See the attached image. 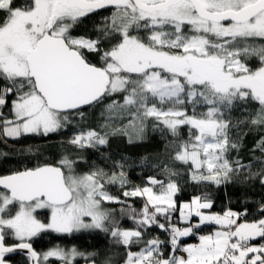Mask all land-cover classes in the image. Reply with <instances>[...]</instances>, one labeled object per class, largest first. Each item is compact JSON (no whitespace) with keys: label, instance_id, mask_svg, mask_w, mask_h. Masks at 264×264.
Listing matches in <instances>:
<instances>
[{"label":"snow or ice","instance_id":"1","mask_svg":"<svg viewBox=\"0 0 264 264\" xmlns=\"http://www.w3.org/2000/svg\"><path fill=\"white\" fill-rule=\"evenodd\" d=\"M101 10L109 15L92 33L75 34ZM85 107H99L103 123L75 132L67 142L74 148L106 145L110 136L141 142L151 126L171 137L170 159L187 165L196 183L243 176L264 186V167L253 172L251 163L230 157L241 147L233 130L249 125L260 134L253 151L264 153V0H0V137H47L83 119ZM237 108L243 119L234 123ZM75 163L64 156L0 176V264L17 250L26 251L28 264H116L75 247L40 253L31 242L48 231L90 230L110 234L124 250L122 264H264V204L259 219L240 222L246 210L206 212L213 207L206 194L177 204L176 173L167 164L160 166L167 182L148 176L129 188L123 161L110 173L77 174ZM108 185H119L121 195ZM129 198L143 205L137 210ZM105 205H121L119 215L133 227H121ZM177 212L183 226L174 222ZM204 224L217 227L199 243H182ZM153 227L167 241L145 239Z\"/></svg>","mask_w":264,"mask_h":264},{"label":"trees","instance_id":"2","mask_svg":"<svg viewBox=\"0 0 264 264\" xmlns=\"http://www.w3.org/2000/svg\"><path fill=\"white\" fill-rule=\"evenodd\" d=\"M17 3H23V0H17ZM107 15H109V12L90 15L75 29V34L92 33L95 24ZM257 63V61H252L250 66H254ZM83 111V119L75 116L67 128L48 137L42 136L33 147L13 149L10 146V144H13L12 140H5L0 137V176L10 174L13 171L23 170L24 168H31L37 164H56L64 156L76 162L74 167L77 174H85L97 168H102L110 173L113 171L112 165L115 161H123L125 162L124 171L128 174L130 182L128 187L130 188L134 185H144L148 176H156L158 179L167 182L169 176L160 167L162 164H167L176 173L171 179L179 187V192L175 197L177 204L188 201L194 196L206 194L213 201V207L206 211L222 213L227 209L236 212H244L246 210L247 215L242 217L241 220L249 221L260 218L259 209L264 204V186L260 184L259 179L245 180L241 176L238 179H234L231 183H224L219 186L198 184L191 179L187 165L173 162L170 159L174 150L172 148L166 149V145L170 143L171 137L162 135L159 131L154 132L151 126L148 127L145 140L141 142L129 144L124 136H110L108 144L97 146L96 148L77 149L69 145L67 143L68 140L75 132L81 129L95 128L101 130L100 125L103 120L100 108H85ZM4 112L7 113L8 109L5 108ZM232 119L234 123L238 119H243L239 108L233 110ZM181 134L186 139L187 129H183ZM232 135L233 137H240L241 147L239 152L230 153V157L233 159L239 158L244 164L251 163L253 172H258L261 167H264V163H261L264 161V153L258 150L253 151L260 134L249 125L234 129ZM107 188L109 192L117 196H120L123 191L119 185H108ZM143 202L141 198H129V203L137 210L141 208ZM105 206L116 210L117 219L120 221L121 227H133L131 220L119 215L121 205ZM37 214L40 216L42 214L44 218L47 217L46 211H40ZM177 218L178 212L174 215V222H177ZM209 229L208 227H203L196 231L202 233ZM153 236H159L164 241L168 239L167 233L161 232L156 227L146 233L145 239ZM6 242L12 243V239L10 237L6 238ZM31 242L34 249L40 253L57 246L65 250L75 247L85 253H98L97 258L101 261L106 256H111L116 264H122L124 255L123 248L114 245L110 234L99 230L74 232L72 234H57L48 231L33 238ZM259 242L261 241L257 239L253 243ZM133 250L136 251L138 248L133 246ZM7 260L11 264H28L27 258L19 254L10 256ZM83 262V259L77 258L74 264ZM57 263L58 261L55 259H50L49 261V264Z\"/></svg>","mask_w":264,"mask_h":264},{"label":"rangeland","instance_id":"3","mask_svg":"<svg viewBox=\"0 0 264 264\" xmlns=\"http://www.w3.org/2000/svg\"><path fill=\"white\" fill-rule=\"evenodd\" d=\"M53 134V133H52ZM51 135V134H50ZM42 136H37V135H27V136H24L23 138H24V140H23V143H24V145L25 144H28V143H31V142H33L34 143V140H36V139H39V138H41ZM48 137V136H47ZM72 137V136H71ZM26 138V139H25ZM246 174V173H245ZM193 198V197H192ZM191 198V199H192ZM190 199V200H191ZM190 200H188V201H184V202H189ZM182 203V202H181ZM227 210H229V209H227ZM43 212V211H46V210H39L38 211V213L39 212ZM206 211V210H205ZM232 211H234V210H232ZM47 212V211H46ZM206 212H209V211H206ZM236 212V211H235ZM211 213H215V212H211ZM223 213V212H222ZM222 213H216V214H222ZM38 215V218L39 219H41V220H43V221H45V222H47V217H45L44 218V216L41 214V216L39 215V214H37ZM47 216H48V213H47ZM42 218H44V219H42ZM198 217H193V219H192V222L193 223H196V222H198ZM248 221V220H247ZM249 221H254V220H249ZM240 222H244V220H241ZM175 223H177V224H179L180 226H183L182 224H180V221H179V213H178V218H177V222H175ZM212 226V230L211 231H203L202 233H201V235H207V234H210L211 232H213L215 229H216V225H214V224H204V225H201V227L199 228V229H201V228H203V227H206V226ZM192 237H193V235L192 236H189V237H184V238H182V243L184 244V245H188V244H196V243H199V241L198 242H195V241H193L192 240ZM254 242V241H253ZM254 244H256V243H254ZM50 259H55V258H50ZM56 260V259H55ZM59 262V261H58Z\"/></svg>","mask_w":264,"mask_h":264},{"label":"flooded vegetation","instance_id":"4","mask_svg":"<svg viewBox=\"0 0 264 264\" xmlns=\"http://www.w3.org/2000/svg\"><path fill=\"white\" fill-rule=\"evenodd\" d=\"M107 13V12H110V10H101L99 11L98 13ZM24 136L20 137V138H17V139H10L12 140L13 144H10V146L13 148V149H21V148H27V147H33L34 145L37 144V141L38 139L34 140V143L31 142V143H28V144H25L23 143V138ZM26 139V138H25ZM58 234V233H57ZM7 243V242H6ZM8 244H11V243H8ZM27 258V257H26ZM28 260V259H27ZM59 264V262L57 263ZM81 264V263H80Z\"/></svg>","mask_w":264,"mask_h":264},{"label":"water","instance_id":"5","mask_svg":"<svg viewBox=\"0 0 264 264\" xmlns=\"http://www.w3.org/2000/svg\"><path fill=\"white\" fill-rule=\"evenodd\" d=\"M85 108H87V107H85ZM85 108H84V109H85ZM7 175H8V174H7ZM18 254H19V255H22V256H25V257H27V259H28V256H27L26 251L17 250V251H15V252H13V253H7V254L5 255V260H6L7 264H11V263L7 260L8 257L13 256V255H18ZM81 264H84V262L81 263Z\"/></svg>","mask_w":264,"mask_h":264},{"label":"built area","instance_id":"6","mask_svg":"<svg viewBox=\"0 0 264 264\" xmlns=\"http://www.w3.org/2000/svg\"><path fill=\"white\" fill-rule=\"evenodd\" d=\"M201 235V233L199 232V231H196V234L195 235H193V240L195 241V242H198L199 240H198V237ZM260 243V242H259Z\"/></svg>","mask_w":264,"mask_h":264},{"label":"crops","instance_id":"7","mask_svg":"<svg viewBox=\"0 0 264 264\" xmlns=\"http://www.w3.org/2000/svg\"><path fill=\"white\" fill-rule=\"evenodd\" d=\"M206 227H208V229L210 228V229L207 230V231H211V230H212V226H211V225H210V226H206Z\"/></svg>","mask_w":264,"mask_h":264}]
</instances>
